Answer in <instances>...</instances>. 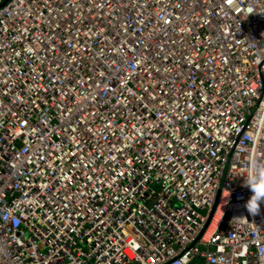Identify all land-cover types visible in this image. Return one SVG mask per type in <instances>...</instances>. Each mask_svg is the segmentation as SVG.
<instances>
[{
  "label": "built area",
  "instance_id": "1",
  "mask_svg": "<svg viewBox=\"0 0 264 264\" xmlns=\"http://www.w3.org/2000/svg\"><path fill=\"white\" fill-rule=\"evenodd\" d=\"M246 181L264 0H0V264H264Z\"/></svg>",
  "mask_w": 264,
  "mask_h": 264
},
{
  "label": "clouds",
  "instance_id": "2",
  "mask_svg": "<svg viewBox=\"0 0 264 264\" xmlns=\"http://www.w3.org/2000/svg\"><path fill=\"white\" fill-rule=\"evenodd\" d=\"M244 186L248 187L252 193L244 204V207L248 210L249 214L256 216L260 214L261 204L264 203V181H260L259 183L246 181Z\"/></svg>",
  "mask_w": 264,
  "mask_h": 264
},
{
  "label": "rangeland",
  "instance_id": "3",
  "mask_svg": "<svg viewBox=\"0 0 264 264\" xmlns=\"http://www.w3.org/2000/svg\"><path fill=\"white\" fill-rule=\"evenodd\" d=\"M152 187H153L155 190L160 189V185L157 184V183L152 184Z\"/></svg>",
  "mask_w": 264,
  "mask_h": 264
}]
</instances>
